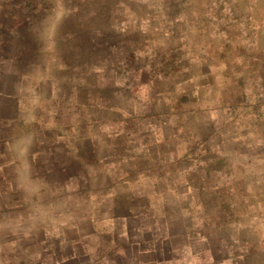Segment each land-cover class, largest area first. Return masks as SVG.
Returning <instances> with one entry per match:
<instances>
[{
	"label": "crops",
	"instance_id": "obj_1",
	"mask_svg": "<svg viewBox=\"0 0 264 264\" xmlns=\"http://www.w3.org/2000/svg\"><path fill=\"white\" fill-rule=\"evenodd\" d=\"M149 3L92 0L103 25L87 56L73 34L53 36L65 51L49 40L23 51L16 25L0 22V264H264L259 228L211 223L192 195L179 207L113 196V180L98 178L124 134L112 131L127 86L120 53ZM55 11L81 20L79 5Z\"/></svg>",
	"mask_w": 264,
	"mask_h": 264
},
{
	"label": "rangeland",
	"instance_id": "obj_2",
	"mask_svg": "<svg viewBox=\"0 0 264 264\" xmlns=\"http://www.w3.org/2000/svg\"><path fill=\"white\" fill-rule=\"evenodd\" d=\"M147 1L120 53L127 86L112 131L124 134L98 178L113 180V196L159 195L161 207L195 196L211 223L264 236V0ZM73 4L80 22L55 11ZM96 18L92 0H0L1 24L30 53L47 40L65 51L53 36L73 34L87 56Z\"/></svg>",
	"mask_w": 264,
	"mask_h": 264
}]
</instances>
